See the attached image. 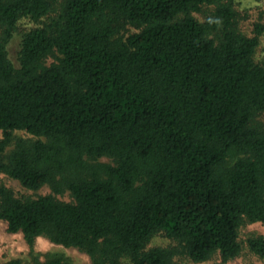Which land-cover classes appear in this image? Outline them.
Returning a JSON list of instances; mask_svg holds the SVG:
<instances>
[{
  "label": "trees",
  "instance_id": "trees-1",
  "mask_svg": "<svg viewBox=\"0 0 264 264\" xmlns=\"http://www.w3.org/2000/svg\"><path fill=\"white\" fill-rule=\"evenodd\" d=\"M56 2L0 0V172L51 190L20 197L0 181L7 231L93 264L236 255L241 219L264 225V27L241 32L231 0ZM25 18L15 64L7 44ZM158 233L175 244L148 247ZM247 245L264 260V235Z\"/></svg>",
  "mask_w": 264,
  "mask_h": 264
},
{
  "label": "rangeland",
  "instance_id": "rangeland-1",
  "mask_svg": "<svg viewBox=\"0 0 264 264\" xmlns=\"http://www.w3.org/2000/svg\"><path fill=\"white\" fill-rule=\"evenodd\" d=\"M60 0H57L58 4ZM232 7L237 13V28L245 35L252 36L256 24H261L264 27V0H231ZM215 5H205L200 12H193V15L203 21L211 15V11ZM29 20L21 19L18 23V29L14 32L12 38L7 44L9 58L17 64V52L19 41L23 31L28 27L35 25ZM128 31H135V28L130 27ZM256 60L264 59V32L259 37V44L255 52ZM49 58L47 61L50 62ZM255 122L264 127V111L256 116ZM15 135L22 137H30L31 135L22 130H15ZM1 136V132H0ZM12 148V144L7 150ZM102 161L109 159L102 157ZM0 181L7 187L11 188L16 196L20 197H36L42 194L51 193L47 185H43L38 189L32 190L24 187L20 182L7 174L0 172ZM54 196L62 201H72L71 195L64 191L63 193L55 194ZM264 235V225L259 221H250L243 217L237 229V241L240 249L236 255L231 258L223 259L219 252H215L209 259L202 262H193L182 255L175 256L173 264H264V260L253 253L247 245L248 238ZM175 242L162 233L156 234L148 244L151 246H169ZM51 254H60L64 258L75 264H93L91 258L84 251L73 246H62L54 243L48 238L38 236L35 238L34 244L30 247L24 240L21 232L11 233L6 229V223L0 221V264H5L10 259H20L26 264H35V260L43 261L46 256Z\"/></svg>",
  "mask_w": 264,
  "mask_h": 264
}]
</instances>
